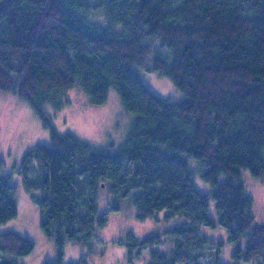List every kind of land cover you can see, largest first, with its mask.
<instances>
[{
  "label": "trees",
  "instance_id": "obj_1",
  "mask_svg": "<svg viewBox=\"0 0 264 264\" xmlns=\"http://www.w3.org/2000/svg\"><path fill=\"white\" fill-rule=\"evenodd\" d=\"M138 69L169 76L186 97L154 93ZM76 82L97 105L114 87L134 115L115 153L59 133L44 108L50 101L60 109ZM0 89L28 101L50 131L51 142L32 148L19 169L30 191L45 188L41 226L58 252L46 264H64L68 240H99L108 212L97 199L106 188L111 210L131 200L138 219L160 211L185 219L165 230L173 249H152L148 264H213L214 242L201 226L218 223L231 241L246 239L234 264H263L264 223L241 170L264 177V0H0ZM191 158L200 165L189 166ZM38 168L44 176L30 177ZM200 174L210 193L196 187ZM15 197L0 176V225L17 217ZM127 238L129 258L164 240L131 229ZM34 246L15 230L1 232L0 264H19Z\"/></svg>",
  "mask_w": 264,
  "mask_h": 264
},
{
  "label": "rangeland",
  "instance_id": "obj_2",
  "mask_svg": "<svg viewBox=\"0 0 264 264\" xmlns=\"http://www.w3.org/2000/svg\"><path fill=\"white\" fill-rule=\"evenodd\" d=\"M140 69L138 71L154 93L173 101L186 97V93L169 76L157 71H145L143 74ZM74 86L68 92L61 94L64 103L60 105V109L54 108L50 101L44 105L57 131L74 133L77 138L87 141L92 149L97 151L106 150L115 153L127 137L134 115L124 109L121 96L114 87L109 91L108 100L102 105H97L92 102L79 82ZM50 142V131L43 126V120L36 114L31 104L18 94L0 89V176H7L9 183L15 186V199L18 205L17 217L1 223L0 233L15 230L35 243L31 254L17 257L19 264H46V262H55L58 258L55 240L47 236L41 226V205L38 200L44 195L45 188L30 191L24 183V173L19 171L32 148L40 143ZM192 162L199 164L191 158L189 166L192 168ZM29 174L30 177L44 176L42 168ZM201 174L199 179L194 175L196 187L203 193H210L212 186ZM241 174V180L254 198L253 210L257 222L264 223V177L254 176L246 168L241 170ZM224 177L223 174L221 178ZM112 199L109 188L100 190L97 199L98 208L101 213L108 212L107 225L96 228L95 232L99 240L92 242L93 247L68 240L65 245L64 264H79L81 260L85 264H148L152 259V249L161 251L173 249L175 244L173 238L168 237L165 230L182 224L185 219L176 217L165 220L162 218L164 211H160L161 216L146 220L138 219L131 200L120 201V208L114 211L110 209ZM209 201V214L218 223L214 199L210 197ZM129 229L139 238L163 234L164 240L162 244H154L151 248L142 249L141 255L136 253L137 247L134 248L133 257L129 258L127 253ZM201 229L202 233L214 242L210 243L208 248L213 264H234L233 254L237 247L244 245L246 239L231 241L227 229L219 223L215 228L202 225ZM242 264H252V262H242Z\"/></svg>",
  "mask_w": 264,
  "mask_h": 264
}]
</instances>
